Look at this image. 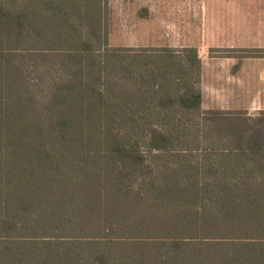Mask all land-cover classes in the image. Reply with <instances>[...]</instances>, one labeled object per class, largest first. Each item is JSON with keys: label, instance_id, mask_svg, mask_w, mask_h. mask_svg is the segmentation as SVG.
I'll return each mask as SVG.
<instances>
[{"label": "trees", "instance_id": "obj_1", "mask_svg": "<svg viewBox=\"0 0 264 264\" xmlns=\"http://www.w3.org/2000/svg\"><path fill=\"white\" fill-rule=\"evenodd\" d=\"M107 5L0 0V264H264V113L210 112L202 133L187 130L209 139L203 167L179 169L189 188L179 172L151 197L217 204L175 206L156 225L172 239L167 250L145 247L157 206L139 240L110 234L137 232L121 205L147 171L140 137L149 153L201 152L172 139L202 92L185 79L194 66L200 79L193 49L177 62L171 48L111 47ZM220 121L233 128L216 133ZM208 177L214 183L201 182Z\"/></svg>", "mask_w": 264, "mask_h": 264}, {"label": "rangeland", "instance_id": "obj_2", "mask_svg": "<svg viewBox=\"0 0 264 264\" xmlns=\"http://www.w3.org/2000/svg\"><path fill=\"white\" fill-rule=\"evenodd\" d=\"M218 10L223 11L225 17L222 19H218L219 21H223L224 25H227L231 18L228 17L230 13L234 10H242L249 11L250 15V24L253 23L255 29L251 32L254 36L260 37L262 34L258 27L264 26V0H108L107 11H108V31H109V44L111 47H125V48H146V49H166L171 48L173 50H177L179 52V56L182 58H178L177 62L184 61L185 56H187L188 51L193 49L198 58L202 62V57H216V58H226V57H237V58H251L255 56H264V52H254L244 51L242 49H212L208 51L207 49L200 50V45L205 42V34H203V25L205 24L207 17H205L206 10ZM248 12V13H249ZM211 20V17H210ZM215 20V19H214ZM232 34L230 32L223 34V37H230ZM255 42V41H254ZM257 51V50H256ZM259 51V50H258ZM264 51V50H263ZM184 56V57H183ZM187 63V62H186ZM188 67H192L190 63H188ZM197 66L192 67V72L185 78L190 82L191 91H196V89L201 90V76L198 79L197 76ZM201 72V70H200ZM201 74V73H200ZM228 77V76H227ZM230 80L227 78L222 79L220 82V88L222 89L225 85V90H221V97L218 98L221 107H225L229 109L228 111L222 110H206L201 106L200 110L190 111L188 113H179V117H182V126H179L177 132H175L173 136V143L176 146L177 142L182 143V146L185 147L186 142L188 144L194 143V146L200 145L201 152H198L194 156H186L185 153H182L178 147L171 149V151L165 152H154L149 153L148 147L146 145L145 137H140L139 141L142 144L141 150L144 152L147 160V171L146 174L139 177V184L132 188V197L125 200V203L121 205V207L131 208V216L134 220V224H136L134 229L136 228L137 232H131L130 229H125L124 231H119V229H114L112 231V227L110 228V234L115 232L117 236H135V240L139 236L143 235V233H139V229L143 228L147 222L152 221L149 216V211L157 210L158 208V218H154L155 224L152 226L156 231L154 234H149L147 237L153 236V239L150 241H154L150 243V245H146L145 247H149L150 254L157 255L156 250L165 251L167 250L164 242L171 243L169 237L166 238V234L160 231L157 233L156 225L160 222V220H165V222L170 221L173 210L175 206L179 207H199L198 205H206L210 206L212 204L216 205L217 201L215 199L207 198L205 201H173V200H163L161 202L157 201L156 198L151 197V193L160 187L164 181L167 180V176L175 175L181 172L183 175H180L179 178H183L182 180L187 181V187L189 188L190 180L186 178L188 175L183 173V166L189 164H197L199 163V167H203L206 156L209 155V152H204L206 145L209 144V139L202 136H198L197 139L193 136H187L186 132H197V130L202 133L205 128V117L208 116L207 113L210 112H223V113H232V114H246L248 117H260L262 112H244V111H236L231 110L233 106L232 97H231V86ZM235 84V83H234ZM182 91V90H180ZM202 91V90H201ZM206 107L211 106V97L209 90L206 91ZM241 99V98H240ZM245 98H243V101ZM208 104V105H207ZM159 110V108H158ZM164 113V111H163ZM190 124V125H189ZM234 126L240 125L237 122L233 123ZM147 126V125H146ZM153 126V124H151ZM159 129L161 128V124L159 125ZM213 131L216 133H223L229 128H233L232 125L228 122H216L212 124ZM150 127H147L146 132H148ZM165 129V128H164ZM163 129V131H165ZM202 137V138H201ZM138 138V137H136ZM208 141V142H207ZM216 145H213L217 148L220 146V142L217 140L212 141ZM198 143V144H197ZM210 145V144H209ZM194 147V148H195ZM212 148V147H211ZM181 149V148H180ZM185 149H193V148H185ZM203 150V151H202ZM181 152V153H177ZM202 183H214L212 178H207L201 180ZM211 187L207 186L209 189ZM205 186V185H204ZM182 187V186H181ZM139 198V199H138ZM110 203L113 205H119L120 201L110 198ZM137 221V222H136ZM139 223V224H138ZM161 225H157V229H159ZM117 228V227H115ZM142 231V230H141ZM150 232L147 230L144 233ZM134 233V234H132ZM137 233V234H136ZM139 235V236H137ZM156 236V237H155ZM160 236V237H158ZM185 236V235H184ZM158 237V238H157ZM183 237V236H180ZM193 238H198L203 240L205 237L204 234H196V236H192ZM158 245V246H157ZM136 246V245H135ZM166 253V252H165ZM139 255V252L137 253ZM167 256L165 255L164 258Z\"/></svg>", "mask_w": 264, "mask_h": 264}, {"label": "crops", "instance_id": "obj_3", "mask_svg": "<svg viewBox=\"0 0 264 264\" xmlns=\"http://www.w3.org/2000/svg\"><path fill=\"white\" fill-rule=\"evenodd\" d=\"M248 12L242 10L232 11L228 16L231 21L224 25L223 21L218 20L225 17L223 11L207 9L205 14L207 20L202 27L203 34H205V42L200 45V50L205 51L207 49L210 51L212 49L227 48L242 49L244 51H263L264 26L258 27L262 35L260 37L254 36L251 32L255 27L252 22L250 24L251 13ZM227 32L232 35L223 37V34L225 35ZM200 73L202 85L201 106L204 109L229 110L221 107L218 101V98L221 97V90L226 88L224 85L221 89L220 82L222 79L227 78V80L233 82L231 86H228L232 91L231 97L234 106V108H231L232 111H264V56L242 59L237 57H202ZM207 90H209L212 101L211 106L206 107L205 96ZM243 98H245L244 101Z\"/></svg>", "mask_w": 264, "mask_h": 264}]
</instances>
